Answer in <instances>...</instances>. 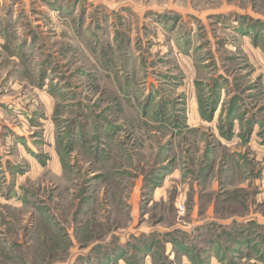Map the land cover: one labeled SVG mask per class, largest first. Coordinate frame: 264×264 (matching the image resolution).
Returning <instances> with one entry per match:
<instances>
[{"label": "rangeland", "instance_id": "374dc122", "mask_svg": "<svg viewBox=\"0 0 264 264\" xmlns=\"http://www.w3.org/2000/svg\"><path fill=\"white\" fill-rule=\"evenodd\" d=\"M230 262L264 264V0H0V264Z\"/></svg>", "mask_w": 264, "mask_h": 264}, {"label": "trees", "instance_id": "16d2710c", "mask_svg": "<svg viewBox=\"0 0 264 264\" xmlns=\"http://www.w3.org/2000/svg\"><path fill=\"white\" fill-rule=\"evenodd\" d=\"M180 247H182V245ZM230 264H232V263L230 262Z\"/></svg>", "mask_w": 264, "mask_h": 264}]
</instances>
